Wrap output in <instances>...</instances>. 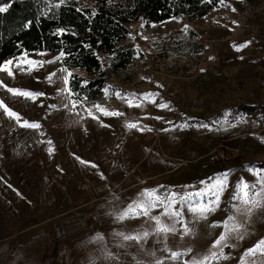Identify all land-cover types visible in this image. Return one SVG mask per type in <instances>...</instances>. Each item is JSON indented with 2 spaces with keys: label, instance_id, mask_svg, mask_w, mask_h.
<instances>
[{
  "label": "rangeland",
  "instance_id": "obj_1",
  "mask_svg": "<svg viewBox=\"0 0 264 264\" xmlns=\"http://www.w3.org/2000/svg\"><path fill=\"white\" fill-rule=\"evenodd\" d=\"M129 27L130 39L140 51L139 72L133 82L109 73L108 86L95 103L72 106L68 83L62 79L68 73L62 71L61 53L37 51L4 60L1 67L13 74L0 71V102L21 119L10 118L0 107V217L53 214L62 201L77 197L74 187H84V179L97 177L93 186L99 193L108 185L103 176L117 185L119 176L131 173L137 164L123 158L124 152L139 151L141 139L185 138L193 142L187 145L189 149L206 154L202 160L206 166L195 172L202 179L197 192L203 193L197 207H214L215 211L206 212L204 218L192 213L190 220L196 223L187 220L182 225L200 238L192 239V252L175 264L208 254L213 241L226 233L224 221L230 215L243 226V239L228 233L230 246L222 249V255L215 249L217 258L208 264L252 260L259 264L264 255L246 252L264 240V206L254 207L250 215L241 214L233 206H247L239 205L233 196L241 180L260 190L264 125L252 115L233 116L230 108L264 104V0H226L205 18L160 23L139 19ZM178 41L195 42L200 51L192 59L163 56L165 48ZM101 58L110 72L103 53ZM8 89L43 95L26 99ZM94 105L122 115H104ZM25 120L39 127L24 126ZM220 144L230 151L239 149V154L214 167L210 155ZM225 173L226 186L217 192L215 185ZM217 195L218 206L211 203Z\"/></svg>",
  "mask_w": 264,
  "mask_h": 264
},
{
  "label": "crops",
  "instance_id": "obj_2",
  "mask_svg": "<svg viewBox=\"0 0 264 264\" xmlns=\"http://www.w3.org/2000/svg\"><path fill=\"white\" fill-rule=\"evenodd\" d=\"M137 143L139 151L123 155L137 164L131 173L125 171L119 176L117 185L101 175L108 185L99 193L93 186L97 177L84 179V187H74L77 197L62 201L53 214L0 217V264H156L157 260L175 264L168 249L186 253L192 239L199 240L198 235L189 233L181 238L184 224L178 223L177 232L169 233L166 239L163 235H150L140 243L124 241L117 233L136 235L151 231V227L146 216L123 220L117 216L129 204L148 199L147 193L151 192L160 200L169 198L151 209L152 215L178 208L184 223H196L190 220L192 212L188 207H197L203 198L197 195L202 179L195 172L197 168L198 172L204 169L202 160L206 154L189 149L187 145L193 142L185 138L162 137L151 142L141 139ZM184 197L189 199L183 200ZM169 200L171 208L165 206Z\"/></svg>",
  "mask_w": 264,
  "mask_h": 264
},
{
  "label": "trees",
  "instance_id": "obj_3",
  "mask_svg": "<svg viewBox=\"0 0 264 264\" xmlns=\"http://www.w3.org/2000/svg\"><path fill=\"white\" fill-rule=\"evenodd\" d=\"M226 0H0V67L9 56L46 51L61 53L71 101L97 102L108 86L109 73L133 82L140 51L130 39L129 25L139 19L205 18ZM198 44L178 41L164 55L192 59ZM105 55L110 72L104 67ZM70 92L72 93L70 95ZM233 116L247 114L264 125V104H238ZM221 115V114H219Z\"/></svg>",
  "mask_w": 264,
  "mask_h": 264
},
{
  "label": "snow or ice",
  "instance_id": "obj_4",
  "mask_svg": "<svg viewBox=\"0 0 264 264\" xmlns=\"http://www.w3.org/2000/svg\"><path fill=\"white\" fill-rule=\"evenodd\" d=\"M221 3H223V0H221ZM4 10H5L4 8H0V12ZM233 11H235V9H233ZM246 46L247 45L245 44L240 47H246ZM239 50L240 48L238 47L237 51ZM11 63H12L11 61L8 62V64ZM30 63H34V62H30ZM0 71L7 72L8 75L13 74L11 70L7 67H0ZM62 71L67 72V69H62ZM71 75L72 73L68 72V76L62 78L65 84L68 83V77H70ZM8 91L12 92L15 95L23 96L26 99H35L37 96L43 95L42 93H33L30 91H24L19 89H8ZM71 94L72 93L70 92V95ZM116 95H119V93H116ZM146 95L151 96L153 94H146ZM77 103L78 101H73L72 106L75 107ZM135 106H139V105H135ZM0 107L4 108V111L9 115L10 118H15L19 122L21 118L17 113L12 112L10 109L4 106L2 102H0ZM94 107H96L104 115H122V113L119 112H109L107 109L102 108L100 105H94ZM161 107H166V105H161ZM24 126H28L32 128L39 127L38 124L29 123L26 120L24 121ZM128 126L130 128L136 127L135 124H130ZM81 162L85 163L84 161ZM227 175L228 174L225 173L222 174L220 178H218L217 184L215 185V190L217 192L223 191L224 187L226 186ZM260 184H261L260 190L259 192H257L256 184L250 185L244 182L243 180L238 182V184L236 185V194L233 196V199L237 200L239 202V205H246L247 207L234 205L233 207L236 212L250 215L254 207L264 206V199H255V197H264V179L260 181ZM147 195L149 197L148 199L146 200L140 199L137 202H133L132 204H129L127 206V209L117 216V219L123 220L125 218H133L135 216H146L148 218L147 222L150 224L151 231L144 230L142 232H138L136 235H131V234L126 235L123 233H117V235L121 236L124 241H136L137 243H140L141 241L146 240L150 235H163L164 238L166 239L169 233L175 234L177 232L176 224L178 223L184 224L183 220L181 219L182 213L178 208L172 211H165L161 215H152L150 210L155 207H158L160 204H163L164 200H168L169 198L165 197L164 200H160L156 198L151 192H148ZM197 195H203V193H198ZM187 199L189 198L188 197L183 198V200H187ZM211 203L218 206L219 196L217 195L215 200H213ZM165 206L171 208L172 207L171 200H169L168 204ZM188 210L191 211L194 215H197L199 218H204L206 212L215 211V208L209 206H200V207L189 206ZM162 216L165 219H162ZM234 221H235V217L231 215L227 218L226 221H224V227L226 229V233L221 234L219 238L213 241L212 245L208 250V254L199 258L194 257L191 261L185 262V264H208L210 259L217 258L218 253L215 251V249H220L221 250L220 255H222V249L224 247L230 246L228 244V233L235 232L237 234V238L243 239V235L240 233V228L243 226L235 223ZM215 226L218 225H213V227ZM190 231L191 229H189L185 225L183 231L181 232V238H183L184 235H188ZM97 239H101V238L97 237ZM168 251L170 252L169 258L172 260H178L182 255L185 254L184 252L172 251L170 249H168ZM258 251L261 253V255H264V240L258 242L253 248L248 249L246 255L255 256ZM186 252L191 253L192 249L188 248L186 249ZM156 264H163V261L157 260ZM247 264H257V262L255 260H252V261H248ZM259 264H264V261L259 262Z\"/></svg>",
  "mask_w": 264,
  "mask_h": 264
},
{
  "label": "built area",
  "instance_id": "obj_5",
  "mask_svg": "<svg viewBox=\"0 0 264 264\" xmlns=\"http://www.w3.org/2000/svg\"><path fill=\"white\" fill-rule=\"evenodd\" d=\"M229 147L223 146V144H220L219 147L213 150V152L210 155V161L213 164H224L227 161L234 158L237 154H239V149L237 148H231V151ZM231 152V154H230Z\"/></svg>",
  "mask_w": 264,
  "mask_h": 264
}]
</instances>
